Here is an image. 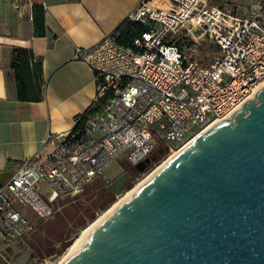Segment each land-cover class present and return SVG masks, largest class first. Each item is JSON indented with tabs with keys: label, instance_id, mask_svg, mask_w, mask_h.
I'll use <instances>...</instances> for the list:
<instances>
[{
	"label": "built area",
	"instance_id": "obj_1",
	"mask_svg": "<svg viewBox=\"0 0 264 264\" xmlns=\"http://www.w3.org/2000/svg\"><path fill=\"white\" fill-rule=\"evenodd\" d=\"M140 0L121 25L74 59L92 72L94 97L73 127L48 134L39 163L0 186V245L23 239L121 160L137 166L157 143L177 153L264 88V0L238 13L230 1ZM128 27L122 32V27ZM208 49L201 57L200 47Z\"/></svg>",
	"mask_w": 264,
	"mask_h": 264
},
{
	"label": "water",
	"instance_id": "obj_2",
	"mask_svg": "<svg viewBox=\"0 0 264 264\" xmlns=\"http://www.w3.org/2000/svg\"><path fill=\"white\" fill-rule=\"evenodd\" d=\"M63 264H264V88L167 159Z\"/></svg>",
	"mask_w": 264,
	"mask_h": 264
},
{
	"label": "crops",
	"instance_id": "obj_3",
	"mask_svg": "<svg viewBox=\"0 0 264 264\" xmlns=\"http://www.w3.org/2000/svg\"><path fill=\"white\" fill-rule=\"evenodd\" d=\"M139 1L0 0V174L43 161L46 136L73 127L94 97L92 72L75 50L99 43ZM224 1L242 13L254 0H209Z\"/></svg>",
	"mask_w": 264,
	"mask_h": 264
},
{
	"label": "rangeland",
	"instance_id": "obj_4",
	"mask_svg": "<svg viewBox=\"0 0 264 264\" xmlns=\"http://www.w3.org/2000/svg\"><path fill=\"white\" fill-rule=\"evenodd\" d=\"M245 2L241 7L245 6ZM199 49L201 51L197 53V57H201L204 52L209 54L204 46ZM170 156L172 154L166 153L159 162L148 166L142 173H131V177L125 182L124 189L121 191L116 189L108 191L109 185L120 176L121 168V164L117 162L111 164L104 170V179L95 178L78 195L63 196L59 210L45 221L36 219L27 207L18 204V210L33 223L34 230L23 239L1 244L0 264H12L17 256L25 252H29V259L25 264L58 263L89 224L109 210L135 185L145 180L156 168L171 158ZM105 193H109V197L101 200V194Z\"/></svg>",
	"mask_w": 264,
	"mask_h": 264
},
{
	"label": "bare ground",
	"instance_id": "obj_5",
	"mask_svg": "<svg viewBox=\"0 0 264 264\" xmlns=\"http://www.w3.org/2000/svg\"><path fill=\"white\" fill-rule=\"evenodd\" d=\"M176 153H174L172 156L173 157ZM170 159V158H169ZM161 166V165H160ZM159 166V167H160ZM156 168L148 177L139 182L137 185H135L134 188L129 190L121 199H119L118 202L113 204L109 210L105 211L102 215L97 217L91 224H89L79 235V237L73 242V244L66 250L67 252L62 256V258L58 261L56 264H63L71 255H73L75 252H77L86 239L90 236V234L95 230V228L103 221L105 220L119 205H121L124 201L129 199L134 193L138 190V188L147 180L149 177H151L158 169Z\"/></svg>",
	"mask_w": 264,
	"mask_h": 264
},
{
	"label": "trees",
	"instance_id": "obj_6",
	"mask_svg": "<svg viewBox=\"0 0 264 264\" xmlns=\"http://www.w3.org/2000/svg\"><path fill=\"white\" fill-rule=\"evenodd\" d=\"M155 4H156V6H158V7H163V5H162V0H155ZM120 29H122V32H127L128 31V27H126V26H124V27H122V28H120ZM15 53H17V56H16V58H18L23 52H22V50L21 49H17V50H15ZM40 62H39V67H40ZM13 66H14V63H13ZM166 153H167V149H166V146L164 145V144H162V143H157V146H156V150H155V154L152 156V161L150 162V164L149 165H147V166H142L141 168H138V167H136V169H135V172L134 173H142V172H144L147 168H148V166H151L152 164H155V163H157V162H159V160L164 156V155H166ZM93 182V181H92ZM91 182V183H92ZM109 196H106V197H102L101 198V200H103V199H107Z\"/></svg>",
	"mask_w": 264,
	"mask_h": 264
},
{
	"label": "flooded vegetation",
	"instance_id": "obj_7",
	"mask_svg": "<svg viewBox=\"0 0 264 264\" xmlns=\"http://www.w3.org/2000/svg\"><path fill=\"white\" fill-rule=\"evenodd\" d=\"M118 163L121 164L120 174L119 175H121L123 173H128L129 178H130L131 177V173L135 172L136 166H132L127 161L121 160ZM101 195H102V197H106V196H109V193H105V194H101Z\"/></svg>",
	"mask_w": 264,
	"mask_h": 264
}]
</instances>
